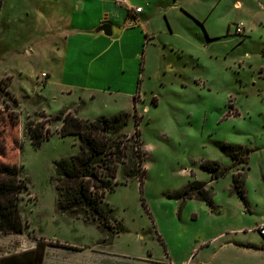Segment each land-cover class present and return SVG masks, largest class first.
Here are the masks:
<instances>
[{
    "label": "rangeland",
    "instance_id": "1",
    "mask_svg": "<svg viewBox=\"0 0 264 264\" xmlns=\"http://www.w3.org/2000/svg\"><path fill=\"white\" fill-rule=\"evenodd\" d=\"M75 1L0 0V112L20 116L18 130L0 124V145L3 160L18 164L29 185L20 198L27 228L22 235L0 232V258L42 239L47 246L49 239L84 236L59 218H51L48 237L41 230L46 217L61 213L54 164L80 150L77 137L60 136L55 118L75 110L88 119L127 112L125 132L132 134L137 111L147 153L144 186L123 183L106 198L127 229L115 237L120 247L142 246L159 264H264V11L254 0H190V11L179 2L169 18L173 31L167 17L160 20L165 30L156 17L144 60L130 68L118 46L106 50L92 38L57 31ZM114 3L123 27L125 10ZM75 58L83 61L79 68ZM32 121L55 133L38 149L27 132ZM217 142L251 150L248 163H234ZM209 160L229 173L213 180L202 167ZM237 173L245 176L247 204L232 187ZM194 180L208 184L213 203L170 196ZM93 229L88 237L108 239Z\"/></svg>",
    "mask_w": 264,
    "mask_h": 264
},
{
    "label": "trees",
    "instance_id": "2",
    "mask_svg": "<svg viewBox=\"0 0 264 264\" xmlns=\"http://www.w3.org/2000/svg\"><path fill=\"white\" fill-rule=\"evenodd\" d=\"M55 119L61 124L60 136L77 137L80 147L77 154L54 164L57 209L63 214L81 218L97 226L108 235L107 241H113L116 236L127 232V229L118 219L117 211L107 202V195L114 192L120 184L133 180H138L143 188L147 177V153L140 130V116L135 111V131L132 134L125 132L131 122V113L127 112L82 119L72 112L63 111ZM5 123H10L12 128L18 130L19 114L11 112L5 116L3 111L0 112V124ZM27 132L32 146L37 149L55 135L46 123L34 121L28 125ZM2 134L3 131H0V138ZM217 147L234 163L246 164L249 161L251 150L242 145L217 142ZM5 155L6 147L0 145V232L22 235L27 225L22 217L20 198L29 185L22 177L20 166L4 161ZM202 167L212 175L213 180L221 179L230 170L220 162L211 160L204 162ZM244 180L243 174H234L232 187L247 204ZM170 196L213 203L208 184L198 180L190 182ZM45 250L46 243L42 239L36 249L1 258L0 264H43Z\"/></svg>",
    "mask_w": 264,
    "mask_h": 264
},
{
    "label": "crops",
    "instance_id": "3",
    "mask_svg": "<svg viewBox=\"0 0 264 264\" xmlns=\"http://www.w3.org/2000/svg\"><path fill=\"white\" fill-rule=\"evenodd\" d=\"M114 1L115 0H76L73 5L75 12L71 15L69 21H66L65 18L63 21H59L57 24V31L61 32V35H64L65 33H72L74 34V36H71L73 38L83 36L92 38L94 43L99 42L107 44L106 50L114 47L115 45L118 46V49L123 53L124 57H126V61L128 60L130 63V68L136 67V64L142 58L144 60L146 46H148L154 39L153 34L156 33V28L154 27L156 24V17H158L157 23L161 25L162 23H160V20H163L164 16L167 17L169 31L172 32L173 27L172 22L169 19L170 14L177 10L179 2L181 3L179 7H182L187 11H190L189 7L191 6L190 0H128L132 7L143 8V10L136 15L139 19V24L135 27L128 28L125 27L129 16L128 8L122 6L125 10V13H122L125 17V22L124 26L121 27L118 24V17L120 16L118 12L119 9H116ZM254 1H256L258 3V7L264 11V0ZM91 10L98 11L96 17L94 16L93 18V16H91ZM80 16H84V18H80ZM195 16L199 20L202 19L199 15L195 14ZM66 22H68V24ZM106 24L111 26L112 34L110 36L105 35L103 31L99 30L101 26ZM162 27L164 30L167 29L164 23ZM52 28L56 27H51V29ZM52 30V32L55 31V29ZM65 58L66 64L67 55ZM74 60L76 61L75 67L81 66L83 61L79 63L78 61L81 60H77L76 58ZM43 74H45V72ZM49 76L50 75H47L46 77L49 78ZM72 113H74L77 117L82 118L81 111L75 110V112ZM55 212L56 213H54L51 217L45 218V222L48 226H43V228H41L44 234L45 229L47 230L50 228L53 230L55 228L51 222V218H53L54 221L59 218L62 223L68 222L69 227L67 228L63 224V227H61L63 229H69L71 227L70 225L74 224L73 226H77L83 233H85L83 237L80 236L79 239H75L74 241L54 238L47 240L48 244L46 246L43 264H159L156 261V258L152 255L146 254V249L144 247L139 246L138 248H135L134 251H131L130 249L126 250L123 249V247L121 248L116 238L113 241L92 239L90 236L88 237L89 232H93V228H97L99 230L97 226L87 223L81 218L58 213L57 211ZM101 233L103 234V232ZM45 236L47 235L45 234ZM36 248L37 244H34L29 250H34ZM21 253L23 252H16L12 255H18Z\"/></svg>",
    "mask_w": 264,
    "mask_h": 264
},
{
    "label": "built area",
    "instance_id": "4",
    "mask_svg": "<svg viewBox=\"0 0 264 264\" xmlns=\"http://www.w3.org/2000/svg\"><path fill=\"white\" fill-rule=\"evenodd\" d=\"M115 2L121 6H125L128 8V13H129V16L127 18V21H126V24H125V27H135L136 25L139 24V19L136 17V15L138 13H140L143 8L142 7H137V8H134L132 7L128 0H115ZM243 27L244 25L241 23L239 25H237V28H236V33L239 34V35H242L244 33L243 31ZM43 76H47L46 74H43Z\"/></svg>",
    "mask_w": 264,
    "mask_h": 264
},
{
    "label": "water",
    "instance_id": "5",
    "mask_svg": "<svg viewBox=\"0 0 264 264\" xmlns=\"http://www.w3.org/2000/svg\"><path fill=\"white\" fill-rule=\"evenodd\" d=\"M99 30L103 31L105 33V35H108V36H110L112 34L111 26L108 24L101 26Z\"/></svg>",
    "mask_w": 264,
    "mask_h": 264
}]
</instances>
